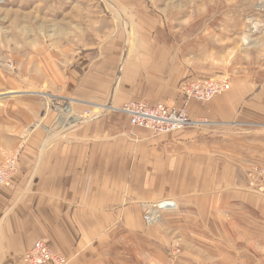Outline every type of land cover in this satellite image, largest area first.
<instances>
[{
	"label": "crops",
	"instance_id": "obj_1",
	"mask_svg": "<svg viewBox=\"0 0 264 264\" xmlns=\"http://www.w3.org/2000/svg\"><path fill=\"white\" fill-rule=\"evenodd\" d=\"M59 6L66 7L59 15L67 36L54 40L66 44L45 50L42 88L73 98L77 113L97 116L64 128L35 99L0 103V163L19 152L11 186H0V264H22L40 238L70 264H114L115 251L119 264L137 258L164 264L165 250L179 241L183 249L232 248L231 229L236 244L244 235L252 239L239 248H257L264 192L254 189L251 172L264 165V81L238 75L210 102L184 99L183 77L215 73L185 49L195 40L190 13L180 11L189 3L62 0ZM43 9L48 18V5ZM132 100L185 105L192 118L210 124L153 135L118 110ZM166 198L176 208L146 224L144 203Z\"/></svg>",
	"mask_w": 264,
	"mask_h": 264
},
{
	"label": "rangeland",
	"instance_id": "obj_2",
	"mask_svg": "<svg viewBox=\"0 0 264 264\" xmlns=\"http://www.w3.org/2000/svg\"><path fill=\"white\" fill-rule=\"evenodd\" d=\"M61 1L0 0V103L30 98L42 102L44 109L49 94L60 95L58 90L43 89L44 83L40 82V78H43L45 50L56 49L61 44H66L54 40L67 36L66 19L59 15L66 10V7L58 9ZM149 1L192 5L190 9L180 10L185 16L186 13H190L189 36L195 37L194 41L185 42V49L189 50L190 54H194L196 65L215 72L209 74L208 78L222 77L231 81L235 76L243 75L260 83L264 81V2L261 3L259 0ZM44 3L48 5V18L44 15ZM50 3H55L57 9L52 6L51 8L55 10L49 12ZM50 13L54 14L53 18ZM44 37H47V42L44 41ZM260 130L264 131V127ZM15 153L19 155V152ZM18 167L19 163L17 169ZM15 172L10 179V185L3 187L11 186ZM231 230L233 232L228 233V243L232 248L183 249L182 242L179 241V247L169 246L165 250L167 258L164 264H264V227H260L259 241L255 249L239 248L241 245L249 247L252 239L244 235L245 239L240 241L241 243L238 240L236 244L237 234L234 229ZM124 253L126 257L127 252ZM120 255L121 251H115V258H110L109 261L119 264ZM66 257L70 264L71 258ZM139 261L137 258L135 262L131 261V264H139ZM148 264L154 263L148 262Z\"/></svg>",
	"mask_w": 264,
	"mask_h": 264
},
{
	"label": "built area",
	"instance_id": "obj_3",
	"mask_svg": "<svg viewBox=\"0 0 264 264\" xmlns=\"http://www.w3.org/2000/svg\"><path fill=\"white\" fill-rule=\"evenodd\" d=\"M259 1L264 2V0ZM178 88L184 99L207 103L217 95L229 91L231 82L229 79L222 77L217 79L198 78L194 74H190L181 79ZM45 109L55 111L57 122L63 123L64 128L77 126L97 116H91L93 113L90 112L83 115L77 113L73 98L55 94H49ZM118 110L128 116L131 126L148 129L153 135L203 127L210 124L206 119L192 118L185 105L181 107L169 106L163 102L150 105L144 100H132ZM18 163L19 155L17 153L12 152L5 155L3 162L0 163V186L10 185V179L16 171ZM251 176L254 189L264 192V166H255ZM176 206V201L170 198L144 203L143 219L148 225L157 224L161 221L163 212L175 209ZM47 263L68 264V258L64 254L53 250L47 238L37 239L23 254L22 264Z\"/></svg>",
	"mask_w": 264,
	"mask_h": 264
},
{
	"label": "bare ground",
	"instance_id": "obj_4",
	"mask_svg": "<svg viewBox=\"0 0 264 264\" xmlns=\"http://www.w3.org/2000/svg\"><path fill=\"white\" fill-rule=\"evenodd\" d=\"M256 29H257V27H256Z\"/></svg>",
	"mask_w": 264,
	"mask_h": 264
}]
</instances>
